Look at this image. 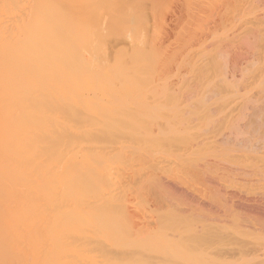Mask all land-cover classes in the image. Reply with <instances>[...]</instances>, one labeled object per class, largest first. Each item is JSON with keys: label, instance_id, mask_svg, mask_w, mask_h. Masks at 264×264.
<instances>
[{"label": "rangeland", "instance_id": "374dc122", "mask_svg": "<svg viewBox=\"0 0 264 264\" xmlns=\"http://www.w3.org/2000/svg\"><path fill=\"white\" fill-rule=\"evenodd\" d=\"M238 4L243 5L242 8ZM234 5L237 11L233 9ZM237 7L244 11L241 13ZM234 10L239 15H244L245 10L251 13L240 15L245 18L243 22L240 16L233 18L236 15L234 12L232 16ZM255 30L264 34V0H45V124L61 119L59 124L65 127H89L110 132L114 130L116 133L120 130L118 133L127 134L133 131L131 139L120 136L128 141L126 144L131 143L129 149L126 147L128 152L123 151L128 155L116 152L107 164L103 161L106 165L100 162V167L106 166L100 170L99 162L89 164L90 169L87 165L86 174L82 172L83 176L82 173L78 175L81 180L86 178L82 180V192L80 189L78 192L73 190L68 197L72 202L76 199L72 200L75 194L82 197L77 199L82 202L77 201L80 211L89 207L83 206L86 204L84 200L89 204L93 199H97L98 203L105 200V204L101 203L104 207L100 208L107 212L105 214L111 212L114 216L104 214L106 217L100 220L103 212L99 209L102 214L98 213L97 203V208L91 212L96 216L97 209L100 218L91 221L99 220L97 225L94 223L98 233L92 229L94 231L90 230V234L93 232V238L97 240L104 236V241L110 238L113 242H109L113 248L111 252V248L107 249V255L98 253L100 257H106L101 258L102 264L106 261L108 264H264V108L260 109L264 107L261 105L264 104V82L258 85L259 81H255L257 76L254 77L255 72V75L264 73V68H259L264 61L259 66L256 62L247 65L240 54L244 48H249L248 52L254 51L251 49L261 50L259 53L256 51L257 55L253 53L262 59L260 54L264 52V43L263 46L259 43L264 41L259 42L253 37ZM262 35L259 38L264 40ZM189 60L192 68L195 64L194 70L188 66ZM213 75H219L220 79L216 81ZM218 95L224 99H217ZM221 101H225L226 106ZM203 106L218 110L209 112L207 109L206 113ZM252 109L255 113L257 109L260 112L257 110L254 116ZM221 115L222 118H219ZM246 123L254 129L252 126L248 128ZM251 129L254 139L250 135ZM158 130L161 133L158 134ZM220 133L230 139H225L228 144L224 140L221 141L223 144L215 142ZM190 137L192 139L188 141ZM197 137L202 140L199 141L203 146L206 144L208 147L195 142ZM248 138L249 144L246 142ZM211 139L214 142L210 143ZM231 139L238 142L235 143L239 147ZM250 140L252 143L256 140L254 143L257 142L255 146L258 149H250L253 146ZM186 143L190 146L191 143H199L201 148L195 145L194 150L193 145L190 147ZM224 145L230 149L224 148ZM240 145L242 149L239 150ZM188 151L195 159L197 155V159L201 157V162L195 166V159L191 161L193 156H189ZM200 153L207 157V165ZM243 153L244 157H241ZM230 155L234 156L232 160L236 159L234 163ZM144 157L148 160L145 161ZM188 157H191L190 160ZM221 167L226 171H222ZM188 173L193 175L190 174V177ZM97 176L100 181H96ZM120 180L122 187L119 186ZM109 184L111 190L107 187ZM102 186L105 190L109 189L108 193ZM96 189L100 191L95 192ZM74 203L71 205L73 208L76 207ZM64 204V211L69 210L71 202L69 204V200H64ZM81 219L83 222H80ZM81 219L75 223L78 227L81 225L79 234L84 232L85 235L88 232L84 226L87 227L89 221L86 217ZM100 221L106 223L101 225ZM98 223L101 228H98ZM107 223L111 228H106ZM93 225L88 227L94 228ZM103 239H100L101 245L106 244ZM123 252H127V256L124 255L126 260L123 256L120 260ZM97 255L96 259L90 256L93 264L102 262L99 258L100 262L95 261L98 260ZM109 258L111 260L108 261ZM85 262L83 264H87Z\"/></svg>", "mask_w": 264, "mask_h": 264}, {"label": "bare ground", "instance_id": "6f19581e", "mask_svg": "<svg viewBox=\"0 0 264 264\" xmlns=\"http://www.w3.org/2000/svg\"><path fill=\"white\" fill-rule=\"evenodd\" d=\"M240 4H242V3H240ZM238 5H236V6H238ZM245 5H247V3ZM239 6L242 8L243 5L242 6L239 5ZM249 6L250 5H248L247 7H249ZM252 8H250V10ZM233 9H235V5H234ZM237 9H238V7H237ZM235 10L233 11L232 16H234ZM238 11H240V10L238 9ZM241 11H244V9ZM245 11L249 14L251 13V11L250 12L247 10H245ZM246 12H244V15L243 14H240V15H242V16L247 15L248 16L249 14H247ZM224 13H226V12H224ZM238 13L235 12L236 15ZM236 15L233 18H235V17L237 18L240 16L239 14H238V16H236ZM229 16H230V14H229ZM242 16H240V19L242 18ZM255 16L253 18H256ZM226 17H228V16H226ZM243 18L241 20L243 22H245L244 21L245 18L244 19ZM235 20L236 19H234V21ZM227 21H229V20H227ZM231 21H233V20H231ZM259 29L263 30L262 28H259ZM252 33H253V37H256L259 42L264 41L262 38H259L262 35L261 34L262 31L260 32L259 30H255ZM259 42H257V43H259ZM224 43H223V45H224ZM263 43L264 42L259 43L260 44L259 46H263ZM255 44H256V41H255ZM248 45H250V44H248ZM242 46L244 47V45H242ZM252 46H253V44H252ZM224 47L226 48L227 46H224ZM246 47H249V46H246ZM256 49H257V47H256ZM228 50H230V49L228 48ZM248 50H250V49L248 48ZM248 50L244 48L243 51L240 52L242 57H243V54L245 52V54H244L245 56H244V58L241 57V60L242 59L245 60V62L243 60L242 61L244 63H248L247 65H250V63L252 65V63L256 62V63H258L257 65L259 66V64H261V61L262 62L264 61V59H263L264 57L262 56V55H264V52H262L263 53L262 55L260 54V57H262V59H261V58L255 56V53H253V52H256L257 50L255 51V49H251V50H254L253 52L252 51L248 52ZM257 52H256V55L259 53V52L258 53ZM203 55H204V53H203ZM241 55H239V56H241ZM205 59H206V55H205ZM239 61H240V59H239ZM242 61L240 63H238V62L237 63L240 65L242 63ZM189 63H190V65H188V66H191V68H192L190 60H189ZM238 64H237V66H238ZM263 64H264V62H263ZM193 65L195 66V64H193ZM247 65H246V67H248ZM194 66H193V68H194ZM261 66H262V64H261ZM261 66H259V68H264L263 67L264 65L262 67ZM196 67H198V66H196ZM239 68L241 70V67H239ZM242 68H245L244 64H242ZM255 73L257 74V72H255ZM255 73H254V77L257 76L255 78V81L257 79V81H259L258 85L262 84L264 82V73L262 72L263 73V75H262V73L259 72L261 74V76L259 75V73H258V75H255ZM200 74L201 73H199V76H200ZM241 75H243V72ZM218 76L215 75L216 81L220 79ZM213 77H214V75H213ZM250 77H253V76H250ZM214 78H213V80H215ZM200 79H201V77H200ZM257 81H256V83H257ZM215 83L216 82H214V84ZM218 94H221V93H218ZM197 96H198V94H197ZM218 98H220V95H218L217 99ZM220 99H222V98H220ZM216 101L217 100H215V102ZM223 102H224V104H222ZM223 102L221 104L225 105V101H223ZM226 102H228V100ZM218 103H220V102H218ZM262 103H264V102H262ZM213 105H215V103ZM213 105H212V107H213ZM261 105H264V104H261ZM217 106H219V105H217ZM207 107L209 108V106H207ZM263 108L264 107L262 106V108H260V109H263ZM207 109H206V107L203 106L204 111H206ZM216 109L218 110V108H216ZM216 109L213 110L210 108V109H208V111L209 110L210 111L211 110L216 111ZM255 109H252V111ZM257 110H256V113H257ZM258 111L260 112V110H258ZM201 112H203V111L201 110ZM219 112L221 113L222 111H220V109H219ZM253 112L255 113V111H253ZM253 112L250 114H253ZM259 112H258V114H260ZM262 112H264V111H262ZM206 113H207V111H206ZM256 113L253 115L254 116L257 115ZM199 115H200V113H199ZM195 116H197V114ZM200 116L202 117V115H200ZM222 116L223 115L219 116V118L220 117L222 118ZM54 117L55 116H53V119H54ZM259 118H260V116H259ZM62 119H63V121H65L64 117ZM197 119L199 120V118H197ZM216 119H217V117H216ZM50 120H52V118H50ZM59 121L61 122L62 120L60 119ZM59 121L57 122V120L56 121L53 120V121L45 124V0H0V264H83L85 261L87 262V264L88 263L93 264L94 262L91 261L92 260L91 257L94 256L95 257L94 259H96V255L98 253L101 254L102 256L104 254V256H105V254L107 255L108 254L107 252L109 251L107 249L111 248L110 249V252H111V250L113 248V246L110 245L111 243H113L112 240H110V238L108 240L106 239L108 243L111 242L108 244L106 242V240L104 241V239H105V238L103 239L104 236L103 237L100 236V237H102V238H100L99 235H97V237H99L100 239H103V243H106L104 245H101L100 239L98 238V240H99L98 241L97 238L96 239H95V237L93 238L94 233L92 232V234H90L91 232H89L90 230L94 231L92 229L96 228L95 224H96V222H99V220H95V222H91V221H94V219H96V218L99 219L100 215L102 214L100 212H103V214H102L103 217H101L102 219H100V220H103L105 215L107 216L109 213H111V212H109L108 214H105L107 212L104 213L105 210L103 211V209H101L102 207H104L103 205L101 206V203L105 204V200H104V202L100 203V201H99V203H98L97 199H96V201H95V199H93L94 201L92 202V204H89V203H87L86 200H84L86 202V204H84L83 206L84 207L85 206L90 207L92 205V207H91L92 211L88 210L89 207L87 208L86 211H80V209H79L80 205H77V203L80 200H77V199H80L82 197H80V198L77 197L75 193H77L79 191L78 189H80V191L82 189V186H83L82 180H85L86 178L85 179L82 178V180H81V178L79 176H81L80 174L82 172L84 174H86L85 170H87L88 167H89V169L91 168L90 167L91 165H89V164L99 162L98 167H100V162L106 161L105 163L107 164L109 159L114 157L115 154H117L118 152H121L120 154L118 153L119 155H121L122 153L125 154L126 152H128L126 150V147H127V149H129L128 147H131L130 146L131 143L129 141L130 144L129 143L126 144L125 142H128V141L123 140V138H121V137L125 136V139H127V138L131 139L134 137L133 131L132 132L129 131V133L127 134V132L126 133L125 132L118 133L120 130L116 133V132H114V130H113V132L112 131L110 132V130L106 131L103 129H89V127L83 129V128H79L80 126H77L76 123H75V125L77 126V128H75L72 124L71 125L74 128L73 127H65V126L60 125ZM191 122H190V124H191ZM65 123H67V122L65 121ZM65 123H64V125H65ZM69 124H68V126H69ZM229 124L228 125L230 127L231 123H229ZM217 125H218V123H217ZM225 125H226V123H225ZM244 126H242V127H244ZM246 126H247V123H246ZM251 126L252 125L250 124L247 127L251 128ZM252 127H253L252 129H254V126H252ZM244 129L243 130L240 129V131L241 130L245 131L246 129L245 130ZM184 130H186V129H184ZM218 130L220 132V129H218ZM235 131H237V130H235ZM181 132H183V130ZM204 132H205V130H204ZM159 133H161V132H159V130H158V134ZM184 133H185V131H184ZM184 133H183V135H184ZM243 133H245V132H243ZM125 134H127V135H125ZM215 134H216V132H215ZM252 134H253V130H252V133L250 135L252 136ZM134 135L136 136L135 132H134ZM198 135H200V134H198ZM220 135H222V136H220ZM253 135H255V134H253ZM195 136H197V135L195 134ZM251 136L249 137L250 139H251ZM119 137L122 140L121 139L119 140ZM191 137L188 139V141L190 139H192ZM201 137H203V136H201ZM213 137H215V136H213ZM216 137H217V135H216ZM225 137L226 136L223 133L222 134L220 133L218 135V138H216V139L214 138V139L216 140L215 142L219 141L218 144H223L222 143L223 140L226 143L227 142L226 140L229 139L228 137H227L228 139ZM205 138H203V140H205V142H206L207 139H205ZM249 138L246 139L247 143H248L247 140H249ZM252 138L254 139V136H252ZM196 139H198V137ZM196 139H195V142L196 141L199 143H200V141L202 142V140H200V139L196 140ZM212 139L209 140L210 143H211V141H213ZM232 140L233 139H231V142H233ZM251 140H250V142H251ZM254 141H256V140H253V143L251 142L253 144V146L248 145V146H252L250 149H252L253 147L254 148L256 147L255 143H257V142L254 143ZM205 142L203 141V144H205ZM235 142H233V143H235ZM199 143L198 144L194 143V144L198 145V147H199ZM207 143H208V141H207ZM236 143H238V142H236ZM236 143H235V145H236ZM241 143H243V141ZM244 143H245V141H244ZM125 144H126V146H125ZM128 144H129V146H127ZM186 144H188V143H186ZM227 144H228V142H227ZM259 144H260V142H259ZM192 145L193 144L191 143V146ZM195 145H193V147H192L194 150H196ZM208 145H209V143H208ZM226 145H224V148H228V146L225 147ZM232 145H234V144H232ZM238 145H236V146H238ZM262 145H263V143H262ZM204 146H207V145L205 144ZM236 146H233V147L235 148ZM259 146L261 147V145H259ZM186 147H187V145H186ZM240 147L241 148H239V150L242 149L241 145H240ZM123 148H125V149H123ZM199 148H201V147H199ZM121 149H122V151H119ZM193 149H192V151H193ZM221 149L222 148H220V150ZM228 149H230V148H228ZM231 149H233V148L231 147ZM243 149H244V147H243ZM246 149H248V147H246ZM262 149H264V147ZM125 150H126V152H123ZM185 150H188V149H185ZM190 150H191V148H190ZM197 150H199V149H197ZM202 150H204V149H202ZM218 150H219V147H218ZM260 150H261V148H260ZM238 151H237V153H239ZM241 151H243V150H241ZM196 152H195V155L198 153V152L197 153ZM225 152L226 151H224V153ZM228 152H230V150ZM245 152H248V151L245 150ZM251 152H252V150H251ZM261 152H263V151H261ZM244 153L241 154V157L244 155ZM257 153H258V151H257ZM191 154H193V153H191ZM191 154L189 152V156ZM201 154H203L204 157ZM230 154H232V153H230ZM200 155L204 159L207 158V157H205L204 153H200ZM226 155H228V153ZM148 156H150V155L148 154ZM187 156H188V154H187ZM230 156H228V158H230ZM237 156H238V154H237ZM256 156H258V155L256 154ZM183 157H184V154H183ZM191 157H188L189 160H190V158H191V161L195 159L194 155H191ZM196 157L198 158V155ZM233 157L231 156L232 162L235 159L234 158L232 160ZM144 158H146V157H144ZM144 158H142V159L144 160ZM188 158H185V159H187V162L189 161ZM249 159H250V156H249ZM146 160H148V157L145 159V161ZM195 160L193 161V164H195V166H196L198 162H201V157H199V159H197L198 161L197 160L195 161ZM224 160H226V159H224ZM263 160H264V158H263ZM205 161H206V159L203 162H205ZM222 161H223V159H222ZM104 162L101 164L102 165L105 164ZM194 162H196V163H194ZM203 162H202V164H203ZM232 162H230V163H232ZM189 164H190V162H189ZM205 164L207 165V162H205ZM205 164H204V167L206 166ZM87 165H89V166L87 167ZM95 165H97V164H95ZM104 166H101L99 168V170L102 167L104 169L106 167V166L105 167ZM189 166H191V164ZM192 166H194V165H192ZM231 166H233V165H231ZM225 167H226V165H225ZM95 168L96 167L94 166V169ZM106 169H108V168H106ZM232 169H233V167H232ZM108 170H110V169H108ZM223 170L224 169L222 168V171ZM88 171H90V170H88ZM88 171H87V173H88ZM204 171H206V170L204 169ZM224 171H226V170H224ZM230 171H233V170H230ZM230 171H229V173H230ZM94 172L97 173V170H95ZM102 172L100 171L99 173H102ZM220 172H221V170H220ZM83 173H82V176L84 175ZM90 173H92V172H90ZM109 174H111V173H109ZM112 174H114V173H112ZM123 174L124 173H122L121 176ZM188 174H186V175H188ZM190 174L193 175L192 173H190ZM74 175H75V178L74 177L72 178V176H74ZM96 175L97 174H95L94 176H96ZM116 175L119 176V174H116ZM191 175H190V177H191ZM152 176H155L154 173ZM92 177L93 176H91V178ZM67 178H68V180H67ZM91 178H90V180H91ZM114 178H115V175H114ZM193 179H194V177H193ZM94 180H96V178ZM98 180H99V178L97 176L96 181H98ZM91 181L93 183L95 182L93 180H91ZM111 181H113V180H111ZM135 181L136 180H134V182ZM86 182H88V181H86ZM86 182L84 183V185L86 184ZM113 183L115 184V181ZM113 183H110V184H113ZM116 184H117V182H116ZM127 184H129V182ZM136 184H137V182H136ZM136 184H135V187H138V185H136ZM94 185H95V183H94ZM101 185H103V184H101ZM120 185H121V180H120L119 186ZM86 186H88V189H89V185H86ZM95 186H97V185H95ZM95 186H93L94 189L97 188ZM98 186H99V184H98ZM130 186H132V185H130ZM155 186H157V185H155ZM107 187L108 188L110 187L109 189L111 190V185L107 186ZM112 187H115V186L112 185ZM120 187H122V186H120ZM126 187H127V185H126ZM126 187H124V188H126ZM84 188H85V186H84ZM103 188L105 190V187L102 186V189ZM99 189H100V187H99ZM109 189H107V190L109 191ZM120 189L122 190V188H120ZM120 189H118V190H120ZM136 189L138 190L139 188H136ZM73 190H76L77 192L74 193L75 194L74 196H76V197L73 196L72 200L74 198H76V199H75V201L73 200V202H72L70 200L71 198L69 199L68 197H69V195H71L73 193ZM107 190H105V191L107 192ZM126 190H127V188H126ZM83 191H84V189H83ZM96 191H98V189H96L95 192ZM113 191H111V192H113ZM128 191H129V188H128ZM128 191H126V192H128ZM88 192H89V190H88ZM117 192H115V193H117ZM85 193H86V191H85ZM79 194H77V195L79 196ZM117 194H116V196H117ZM240 194H242V192H240ZM98 196H100V195H98ZM86 197L88 200V195H86ZM101 197H102V195H101ZM101 197H100V199H101ZM84 198H85V196H84ZM89 198H91V197H89ZM94 198H95V196H94ZM110 198L112 199V197H110ZM64 200H67V201L69 200V204L71 202L69 207L71 205L72 206L75 205L74 202H76V207L73 208L71 206L70 208L68 207L69 210L64 211L65 208L63 209V205H66V204H64ZM79 203L82 204L81 201ZM96 203L98 204V206ZM87 204H89V205H87ZM96 206L99 207L98 213H100V215L98 213H96V210H97L96 209L95 213H94V214H96V216H95V215H92L91 212L94 211L93 209ZM77 207H78V209H75ZM84 207H83V209H84ZM99 209H101V211ZM108 211H110V210H108ZM82 213H83V215H82ZM110 215L112 217V213L109 214V216ZM93 216H94V218H93ZM78 217H81V218L86 217V220L89 221L88 224L89 225L91 224V226L95 223L93 225L94 228L88 227L89 226L88 224H87L88 226L86 225L88 228H90L89 230L87 227H85L82 224L84 226L85 230H87L86 231V232H88L87 234H89V235L85 234L86 235L85 236L83 231H81V232H83V235L79 234V230L81 228V225L78 227L77 224L75 223L77 221L79 222V220L81 219V218L79 219ZM111 217H107V218L112 219L114 216L112 218ZM107 218H105V219H107ZM76 219H79V220L76 221ZM82 220L83 219H81L80 222ZM73 222H74V224H73ZM102 222L100 221L101 225L104 224V222L103 223ZM108 223H107L106 228L109 229L110 226L108 227V225H109ZM79 224H81V223H79ZM100 224L98 223V228H101ZM73 225L77 226L76 228H78V229H76L75 226H73ZM102 228H103V226H102ZM96 230L97 229H95L94 232H96ZM111 230L112 229H110V231ZM99 231H101V230H99ZM101 232H103V231H101ZM96 233H98V231ZM103 234H104V232H103ZM110 234H112V233H110ZM107 235L109 237V234H107ZM110 237H112V236H110ZM106 238H107V236H106ZM112 239L114 240V237H112ZM248 245H249V243H248ZM241 247H244V246H240L239 248H241ZM247 248H248V246H247ZM233 249H231V250H233ZM245 249H246V247H245ZM243 250H244V248H243ZM247 250L249 251V249H247ZM221 251H223V250H221ZM94 252L96 253V255L94 254ZM119 252L121 253L120 250H119ZM237 252H239V251H237ZM260 252L261 251H259V255H260ZM112 253H114V252H112ZM117 253H118V251H117ZM262 253H264V252H262ZM99 254L97 255V256H99V257H97V259L99 258L100 261H102V262H100L99 259L95 260V261H98V262H100V264H102L103 260H101V258H103V257H100L101 255H99ZM125 254L123 252V254L120 255V260H122L121 256H123V258H124ZM128 255H129V253H128ZM110 256H111V254H110ZM126 256H127V254H126ZM258 256H257V258H258ZM131 257H132V255H131ZM105 258H103V259H105ZM110 258L108 259V261L111 260ZM117 258H118V256H117ZM87 259H89L90 261ZM115 262H117V261H115ZM105 263L108 264L109 262L107 263V261H106ZM112 263H114V262H112Z\"/></svg>", "mask_w": 264, "mask_h": 264}]
</instances>
